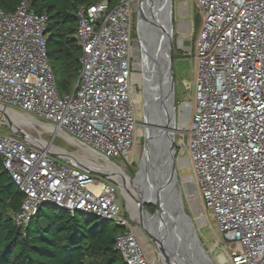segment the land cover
<instances>
[{"label":"built area","instance_id":"2783aa9c","mask_svg":"<svg viewBox=\"0 0 264 264\" xmlns=\"http://www.w3.org/2000/svg\"><path fill=\"white\" fill-rule=\"evenodd\" d=\"M133 2L79 7L81 70L77 91L68 96L59 94L49 60L47 13L33 11L28 0L13 13L0 9V104L52 123L88 150L91 164L132 165L140 71ZM196 6L202 26L195 78L179 105L185 111L177 147L188 156L179 160L192 165L200 206L216 217L225 241L222 264H264V0H196ZM12 133L0 132V156L24 196L14 216L18 227L45 205L94 214L122 228L115 248L125 264H158L123 210L118 185L98 178L108 175L105 169Z\"/></svg>","mask_w":264,"mask_h":264},{"label":"trees","instance_id":"16d2710c","mask_svg":"<svg viewBox=\"0 0 264 264\" xmlns=\"http://www.w3.org/2000/svg\"><path fill=\"white\" fill-rule=\"evenodd\" d=\"M22 1L0 0V9L13 13ZM28 1L33 11L49 17L47 50L57 89L61 96L71 95L81 70L76 40L79 7L103 0ZM108 1L111 9L119 3ZM23 200L0 156V264H125L115 248L120 226L102 222L94 214L45 205L27 227H18L14 216Z\"/></svg>","mask_w":264,"mask_h":264},{"label":"rangeland","instance_id":"374dc122","mask_svg":"<svg viewBox=\"0 0 264 264\" xmlns=\"http://www.w3.org/2000/svg\"><path fill=\"white\" fill-rule=\"evenodd\" d=\"M190 3L189 6H186L185 4ZM161 8L160 3H157L156 5V11L159 12V9ZM173 44H172V50H173V63H174V84H175V132L173 133V139H174V147L178 151L179 154L176 156L175 165L177 166V188L183 195V205L185 208L186 213L192 220V223L194 225L197 237L199 240L203 243L205 251L208 253L210 258L214 261L215 264H222L221 261V254L224 253V245L225 241L220 233V229L216 220V217L214 213L210 210H207L205 208H201L200 206V198H199V190L198 187H196L193 178L191 177L194 174V170L192 165H188L187 163H181L179 158H184L188 156V151L186 148L177 147L178 141L183 140V137L179 131V129L184 124L183 119V113L185 109H180L179 105L188 100V95L186 93V87L185 84L192 83L195 78V67H196V61L194 58V54L196 51V44L198 40V35L201 31L202 26V14L200 13L198 7L196 6V0H173ZM159 14V13H158ZM157 14V15H158ZM154 15L157 19V22L159 24H163L164 18L163 14L162 17L159 15ZM200 21L201 26L197 29L196 34V25ZM190 23V30L188 31L186 27H184V23ZM132 32H133V51H134V57L137 59H140V64L138 61V64L140 65V70L138 72L140 80L142 81L141 77L143 76L142 71L143 69V55H142V42H141V36L139 33V2L138 0H134L133 2V14H132ZM193 40V42H192ZM185 41L186 44H182V42ZM138 50V52H137ZM154 58V54H153ZM79 82V79L77 83L75 84V87L77 86ZM162 92V91H161ZM146 92H145V86L142 83H137V89L135 92L134 100L136 103L137 108V116H138V138L136 139V145L134 149L132 150V153L135 154L134 162L132 165H125V164H119L118 167H120L125 173H127L128 177L134 179L136 178V175L139 173L141 169V165L143 162V158L145 155V146H146V129L148 131V126L151 124V122L146 125L145 124V107L147 106V113L149 111L150 113V106L146 100ZM162 94L155 96L156 101L158 103H161L162 100ZM177 99V100H176ZM138 100V101H137ZM196 104L194 103L193 107V114L195 113ZM19 115L20 120L17 119H10V122L12 126H16L15 129L17 131L23 132L29 140L32 139H38L42 145L48 148L49 145H53L57 148H60L62 150H65L68 153L73 154H81L87 152H82V145L78 142H69L67 139H65L62 135L59 134L57 131L55 125L52 123H48L46 121L40 120L36 118L33 115L25 114L21 111H12ZM6 113L4 110L2 113L0 112V132L2 133H12L10 130V127L8 125L7 118L4 116ZM183 120V122L181 121ZM182 122V123H181ZM168 129V128H167ZM173 131V129H171ZM13 134V133H12ZM31 137V138H30ZM52 146V147H53ZM159 153V152H158ZM90 155V154H89ZM159 155V154H158ZM88 160L87 158H85ZM90 161V160H88ZM90 163V162H89ZM102 165V164H98ZM104 163L102 166H105ZM111 167L114 169L115 167L111 165ZM98 177V176H97ZM101 180H106L103 177H98ZM108 181V180H106ZM130 181V179H129ZM144 181V180H143ZM192 182L193 184H190ZM131 183V181H130ZM125 185V184H124ZM132 187L133 184L131 183ZM128 186L125 185V188L127 190V195H125L123 186L118 184L119 188V197L121 201V205L123 207V210L128 215V217H131L134 219V216L131 212V210L134 212V207H131V201L129 199L128 203V197L129 189H127ZM137 190V189H136ZM189 191L192 192L189 194ZM136 193V192H135ZM127 196V197H126ZM147 201H150L147 199ZM131 208V210H130ZM146 210L151 214L155 215L157 209L153 205H145ZM196 210H200V212L203 215V218H197L196 217ZM137 213V212H136ZM143 214H138L136 217H140ZM136 219V218H135ZM134 219V225L138 228L139 237L141 238L143 242V246L146 249V251L152 256V254H155V260L159 261L158 264H177V262H172V257L168 254H165L164 252L159 251L158 242H156L155 238H157L151 230V225L145 227L144 225L139 224ZM139 219V218H138ZM153 225L159 224L162 228H165L163 223L159 220V218L156 220L152 219ZM156 224V222H158ZM205 221L207 223L205 224ZM149 232L153 237H149ZM158 241V240H157ZM160 252V253H159ZM163 256V259L161 257ZM153 257V256H152ZM228 258L230 255L228 254ZM154 259V258H153ZM163 260V261H161ZM166 260V261H165ZM227 264V263H224ZM230 264V263H229Z\"/></svg>","mask_w":264,"mask_h":264},{"label":"bare ground","instance_id":"6f19581e","mask_svg":"<svg viewBox=\"0 0 264 264\" xmlns=\"http://www.w3.org/2000/svg\"><path fill=\"white\" fill-rule=\"evenodd\" d=\"M142 2L144 17L141 16L140 18L139 31L143 47L142 61L144 70L142 72L144 77H141V79L145 86L146 100L150 106V113L149 111L147 113V125L151 122V124L148 126L147 131L150 146L148 147L147 156H145V160L142 164V171L135 179H132L128 177L127 173H125L120 167L114 166L115 168L113 169L111 167L112 164H110L109 162H105L106 165L102 166L87 162L88 160H86L85 158L89 157V155H87L86 153L74 154V156L76 157V159H82L85 163H89L84 164L85 166H89L96 169H105L110 177L120 182V184L123 186L125 195H127L125 185L128 186L127 189L131 191L129 193L128 203L130 199L131 207H134L135 209L133 212L130 208L134 219L136 218L135 220L139 224H143L147 228L151 225V230L149 228L148 229L160 240V252L162 251L165 254L171 256L172 258L178 259L177 261L181 262V264H188L182 262L180 258V252L175 249L177 247V244L174 242V240L171 239L172 237L170 238V228L167 225L166 221L163 219L162 214L154 219L143 211H141L140 208L142 201H147V199L150 200L148 202L158 203V199L156 198L153 192L154 177H152L153 172L151 171V169H157L158 171H161L164 168H169L171 166L169 156L172 152L171 144L173 140V133L175 132V86L173 83V79H171L170 75L167 74L166 60L167 48L169 45V39L167 37L166 31H168L169 29V17L168 14H163L164 22L160 25L163 27V29H165V32L163 30H161L160 32L159 28L161 26L159 27V23L157 22V19L154 16L159 13L155 9L157 3H160V6L162 7L165 0H142ZM185 5L187 6V4ZM183 25L187 28L188 31L190 30V23L186 22ZM182 44L185 45L186 42L183 41ZM138 61L140 64V59H138ZM139 64H137V69H140ZM142 81L140 80L139 76L135 75L136 83H142ZM160 93L162 94V100L161 103H158L156 101L157 98H155V96L156 94L160 95ZM4 112L6 113V116H8L12 120L17 119L19 121L21 118L19 117V115L10 110H4ZM181 121L183 122L182 119ZM15 127L16 126H14V129ZM171 129H173V131H171ZM52 146L53 145H49L48 149L54 150L55 148L54 146ZM149 149L151 152L149 151ZM81 151L88 153V150L83 148ZM149 154H151L152 160L150 159ZM129 179L133 184V187ZM190 184L193 183L190 182ZM191 193L192 192L189 191V194ZM138 214L143 215L138 217V219L136 217V215ZM196 217L201 219L203 218V215L200 210H196ZM151 218L156 221L159 218L165 228H162L161 226H159V224H157L159 223V221L156 222L157 225H153ZM162 247H164L167 252L163 251ZM203 254L206 255V253ZM152 256L154 259L156 258L155 254H152ZM161 259H163V256L161 257ZM224 260V257L221 256L222 263L224 262Z\"/></svg>","mask_w":264,"mask_h":264},{"label":"water","instance_id":"95a60500","mask_svg":"<svg viewBox=\"0 0 264 264\" xmlns=\"http://www.w3.org/2000/svg\"><path fill=\"white\" fill-rule=\"evenodd\" d=\"M139 2V23L141 16L144 17V11L142 9V0H138ZM168 14L169 19V29L166 31L167 37L169 39V45L167 48V54H166V60H167V74L170 75L171 79H173L174 83V63H173V50H172V44H173V0H165L163 3V6L159 9V16L162 17V14ZM161 25L159 24V27ZM162 27V26H161ZM159 28V31L163 30L165 32V29ZM140 33V31H139ZM141 36V35H140ZM142 42V40H141ZM143 73V72H142ZM153 75V74H152ZM175 86V84H174ZM78 84L75 87L73 93L77 91ZM175 90V88H174ZM175 94V91H174ZM3 110H10L5 108L0 104V112L2 113ZM11 111V110H10ZM4 115V114H3ZM7 118V123L11 129V131L14 133L15 136L21 137V138H27V136L21 132L14 129V126H12L10 119L8 116L4 115ZM147 118V106L145 107V120ZM145 124L147 125V120L145 121ZM146 146H145V155L143 158V162L145 160V156H147L148 153V147L150 146L149 143V136L147 135V129H146ZM150 151V149H149ZM171 153L169 156L170 159V167L164 168L161 171H158L157 169H151L153 172L154 182H153V189H154V195L158 199V203L154 202H148V201H142L140 208L141 211L146 213L152 218H157L161 214L163 216V219L166 221L167 225L170 228V238L174 240V242L177 244V247L175 248L177 251L180 252L181 260L183 263L188 264H215L214 261L210 258L208 253L205 251L203 243L199 240L197 237L194 225L192 223V220L188 216V214L185 211L184 205H183V195L177 188V166L175 165L176 161V153L177 150L174 147V139L172 140L171 144ZM151 152V151H150ZM69 158H73V156L69 155ZM150 159L151 154H149ZM142 162V164H143ZM142 171V165L139 173L136 175V177L141 173ZM99 174V173H98ZM101 175V174H99ZM101 177L110 180L114 182L115 184H119L120 182L113 179L112 177L108 175H101ZM135 179V178H134ZM121 185V184H120ZM122 186V185H121ZM145 205H153L156 207L157 211L155 215H151L145 208ZM63 209V208H61ZM81 212V211H77ZM96 216V215H95ZM100 221H102L98 216H96ZM143 225V224H141ZM148 236L153 237L149 232ZM156 242H158V246L160 245V240L158 238H155ZM158 240V241H157ZM163 251H166L164 247H162ZM167 252V251H166ZM203 253H206L204 255ZM178 259L172 258V262H176ZM178 264H181V262L177 261Z\"/></svg>","mask_w":264,"mask_h":264}]
</instances>
